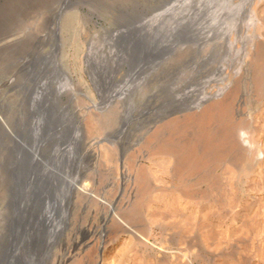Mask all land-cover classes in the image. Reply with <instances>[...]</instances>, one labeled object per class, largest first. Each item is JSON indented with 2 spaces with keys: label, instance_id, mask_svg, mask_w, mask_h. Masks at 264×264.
<instances>
[{
  "label": "rangeland",
  "instance_id": "obj_1",
  "mask_svg": "<svg viewBox=\"0 0 264 264\" xmlns=\"http://www.w3.org/2000/svg\"><path fill=\"white\" fill-rule=\"evenodd\" d=\"M207 1L0 0V264H264V0ZM187 39L218 49L152 81L141 58ZM226 81L150 117L169 86ZM34 165L44 185L19 186Z\"/></svg>",
  "mask_w": 264,
  "mask_h": 264
},
{
  "label": "bare ground",
  "instance_id": "obj_2",
  "mask_svg": "<svg viewBox=\"0 0 264 264\" xmlns=\"http://www.w3.org/2000/svg\"><path fill=\"white\" fill-rule=\"evenodd\" d=\"M206 1V0H205ZM206 4L209 3V0L207 2H205ZM205 4V5H206ZM191 7V6H190ZM186 11V10H185ZM184 17V16H183ZM182 18V17H181ZM175 19V18H174ZM177 19V18H176ZM241 19V16H239V20ZM237 20H238V15H237ZM174 21V20H173ZM178 21V20H177ZM249 21H252L253 24L256 26V28L258 30H260L261 28H263L264 26V14L263 12L261 13V11L258 10L257 7H254L251 9V12H250V17H249ZM180 23V21H178ZM178 22H176L178 24ZM176 23L174 25H176ZM181 25V24H180ZM179 25V26H180ZM134 26V25H133ZM166 26V25H165ZM178 27V25H177ZM176 27V28H177ZM135 28L133 29H127L125 31V33L127 32H134ZM181 40V38H180ZM192 43V44H191ZM189 42V40H185V41H182L181 44H179L178 46L176 47H163L159 53H154L152 56V59L149 60L146 58H141L143 64H147V67H148V70L150 72V76L152 77V81H155V83H159V80H160V77L163 75V76H166L167 75V68L169 67L168 63H169V58L171 57H174L177 55V53L179 51H182L183 49H191V47L193 46V48L195 47L197 50L199 51H203V50H207V46L212 49V50H216L218 49V45L215 43V42H210L208 45H206V47L203 45H200L196 42ZM144 44V43H142ZM136 45V44H135ZM144 47V46H143ZM257 49H258V45L256 43H254L252 40H249L247 41V45L245 47V52H244V59L242 58V61H241V65H242V68L245 70H247V63L246 62V57L247 56H251L252 52H254V55L257 53ZM201 52H199V54H202ZM208 59V58H207ZM40 61V62H39ZM39 64L37 65H45V64H50L52 63L53 59L48 57V58H45V59H41L39 60ZM206 61V59L202 60V62ZM35 64V63H34ZM240 64V63H239ZM238 64V65H239ZM28 65L29 67L31 65H33L32 63L28 62ZM36 64L33 66H37ZM237 65V66H238ZM236 66V68H237ZM32 67V68H33ZM171 69V68H170ZM169 69V70H170ZM221 69H224L223 66L220 64L219 65V71H223ZM165 70V71H164ZM237 72L239 73V71L237 70ZM170 73V72H169ZM247 73L246 72V76H247ZM170 76V74L168 75ZM245 76V77H246ZM169 82V81H168ZM171 82V81H170ZM232 81H226L225 83H222V85L220 87H218V89L214 92H208L206 89H203V90H197L198 93H197V96H195V98H193L194 96H192V93L193 90L192 88H190L189 91H186L184 93H179L176 91V94L174 93V90L173 88L171 89L170 86L163 89V91L165 90V92L167 93L168 96H171L170 98H168L167 100H165V104L163 106V104L161 106H163L161 109H159L158 111H156L157 114H153V115H150L151 119L153 120H158V118H160L161 116L164 115L167 116L169 115V113L171 114L173 111L175 110H182L185 109V110H191V109H203L202 107L204 106V104H206L209 100H212V99H219V98H222L228 91L229 87H230V84H231ZM174 86V85H173ZM159 88V87H158ZM178 88V87H176ZM153 91V90H152ZM157 91V90H155ZM162 93V92H161ZM159 94V92L157 93ZM155 98V97H154ZM170 101L169 103L167 101ZM115 100L113 98H106V101H103V103H101L100 105H98L97 107L99 108H103V109H106L110 104H112ZM156 101V100H155ZM164 102V101H163ZM160 105V104H159ZM160 106V107H161ZM155 108H157L158 106H154ZM152 111V110H151ZM163 114V115H162ZM161 120V119H160ZM152 122V120H151ZM240 135L243 139V142L245 143V145L247 147H252L254 145V143L252 142V140L250 139V134L246 131V130H242L240 132ZM264 158V152H263V149L262 148H258V156H257V159H263ZM18 167L14 170V173L15 175H18L20 173V170H17ZM50 186L47 187V190L49 189ZM54 189H55V186H53ZM23 240H21V248H23L24 252H25V256H27V254H31L32 255H35V254H32L36 251H34L32 249V246L26 242V238L23 237L22 238Z\"/></svg>",
  "mask_w": 264,
  "mask_h": 264
},
{
  "label": "water",
  "instance_id": "obj_3",
  "mask_svg": "<svg viewBox=\"0 0 264 264\" xmlns=\"http://www.w3.org/2000/svg\"><path fill=\"white\" fill-rule=\"evenodd\" d=\"M40 174V166L34 165L32 167H23L21 172V184L19 186H25L28 184L29 186H43L44 184L35 179L34 176L38 178Z\"/></svg>",
  "mask_w": 264,
  "mask_h": 264
}]
</instances>
